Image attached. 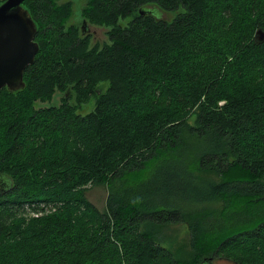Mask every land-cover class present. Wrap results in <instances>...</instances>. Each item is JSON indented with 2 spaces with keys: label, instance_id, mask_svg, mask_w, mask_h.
<instances>
[{
  "label": "trees",
  "instance_id": "trees-1",
  "mask_svg": "<svg viewBox=\"0 0 264 264\" xmlns=\"http://www.w3.org/2000/svg\"><path fill=\"white\" fill-rule=\"evenodd\" d=\"M23 4L39 49L0 89V264H264V0H85L102 45L65 27L71 1ZM180 222L172 250L159 228Z\"/></svg>",
  "mask_w": 264,
  "mask_h": 264
},
{
  "label": "rangeland",
  "instance_id": "rangeland-1",
  "mask_svg": "<svg viewBox=\"0 0 264 264\" xmlns=\"http://www.w3.org/2000/svg\"><path fill=\"white\" fill-rule=\"evenodd\" d=\"M67 0H58V2H64ZM71 1V14L69 17L65 20V27H68L70 25H74L77 27V29L81 30V24L82 20L84 19V16L82 14V7L85 4V0H68ZM148 9H146L145 13H151L156 18H162L167 21L171 20L172 17L175 15L177 11L174 10H163L160 8H157L155 6H147ZM139 11V9H138ZM131 16L119 18L118 24L125 25L130 20ZM88 34L90 36V45L94 43H98L99 45H102L104 43H108L110 40L107 35V31L110 28L111 25H105V24H94V23H88ZM105 87V83L101 82L98 84L97 89L103 90ZM66 90V89H65ZM65 90H58L56 89L52 96L49 99H46L44 101L38 100L35 103V106H46L51 104H59L62 100V97L65 96ZM69 93L67 97L69 96L70 102H75L74 95L72 94V91L68 87ZM96 102L95 93L92 94L85 102L79 104L77 106V111L80 113H86L89 110H91ZM190 122H194L195 115L190 116ZM208 175L211 177V173H208ZM217 178V176H216ZM172 182L179 183V181H189V177L185 176L184 179H182L181 175H175L173 174ZM264 179V175H263ZM108 188L106 184H98L89 186L86 190V195L88 199H90L98 208L102 209L105 207L106 204V196H107ZM158 238L163 242L164 245L171 247L172 250L177 249L180 246H183L184 250L186 247V243L188 241V227L186 223H167L162 225L159 228ZM199 264H236L233 260L226 258L224 256H211L210 259L205 260L202 263Z\"/></svg>",
  "mask_w": 264,
  "mask_h": 264
},
{
  "label": "water",
  "instance_id": "water-1",
  "mask_svg": "<svg viewBox=\"0 0 264 264\" xmlns=\"http://www.w3.org/2000/svg\"><path fill=\"white\" fill-rule=\"evenodd\" d=\"M23 1H0V89L6 87L10 92L23 89L24 69L33 63L39 49L35 40L37 24ZM145 11L144 8H139L140 13ZM88 23L87 19L82 20V33L87 32ZM257 36L263 38L264 32L258 31ZM210 258L211 256L205 257L201 263Z\"/></svg>",
  "mask_w": 264,
  "mask_h": 264
}]
</instances>
